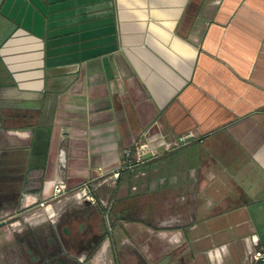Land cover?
Returning a JSON list of instances; mask_svg holds the SVG:
<instances>
[{
    "label": "crops",
    "instance_id": "1",
    "mask_svg": "<svg viewBox=\"0 0 264 264\" xmlns=\"http://www.w3.org/2000/svg\"><path fill=\"white\" fill-rule=\"evenodd\" d=\"M86 205L130 263L264 264V0H0V264Z\"/></svg>",
    "mask_w": 264,
    "mask_h": 264
},
{
    "label": "flooded vegetation",
    "instance_id": "2",
    "mask_svg": "<svg viewBox=\"0 0 264 264\" xmlns=\"http://www.w3.org/2000/svg\"><path fill=\"white\" fill-rule=\"evenodd\" d=\"M7 191L8 194L15 196L18 192L16 184H11ZM99 211L98 207L89 205L66 211L58 219L47 243L35 237L29 223L19 222L20 226L15 230V239L19 242L21 257L26 258V264H149L139 256L134 258L133 263L129 260L132 258H117L114 239L109 235L110 227L103 228L102 223H105V220L99 216ZM16 215H18L16 212L12 213L9 218ZM63 220L67 222L64 229ZM124 229L128 230L125 227ZM105 235L108 240L106 250L113 258H96ZM147 241V243L151 242V240ZM152 249L156 254L160 251L159 245ZM129 251L134 253L131 247ZM153 260L154 264H176L170 255Z\"/></svg>",
    "mask_w": 264,
    "mask_h": 264
},
{
    "label": "rangeland",
    "instance_id": "3",
    "mask_svg": "<svg viewBox=\"0 0 264 264\" xmlns=\"http://www.w3.org/2000/svg\"><path fill=\"white\" fill-rule=\"evenodd\" d=\"M128 172L130 174L132 178V180L130 179V184L128 185H132L134 184V188L135 191H137L138 193H136V195H140V192H143V190H145L147 184L144 183L143 181V171H142V164L140 163L139 165H136L135 163L131 162V165L128 167ZM128 174V175H129ZM146 185V186H145ZM82 190H85V194L82 193ZM66 191L65 187L63 190L59 191V192H52L51 195L49 196V198L47 199V202H50L51 200L55 199L56 197L60 196L62 193H64ZM77 191L80 192V197L86 198L87 195L89 194L90 190L88 189V187L85 184H81L79 186H77ZM157 196L159 195V193L156 194ZM158 204V203H157ZM32 216H34L33 214H30ZM140 215V213L135 212V216L136 218H139L138 216ZM172 217H175L174 215ZM112 216L109 215L108 219L111 220ZM151 232H149L150 234ZM157 233V234H156ZM142 235V234H141ZM162 235V234H161ZM159 233L157 231L151 233L150 235V239L151 240H155L157 242H159L160 238L158 237ZM178 237V232L173 230L171 232V234L168 236V239L170 240L171 243H175L176 242V238Z\"/></svg>",
    "mask_w": 264,
    "mask_h": 264
},
{
    "label": "built area",
    "instance_id": "4",
    "mask_svg": "<svg viewBox=\"0 0 264 264\" xmlns=\"http://www.w3.org/2000/svg\"><path fill=\"white\" fill-rule=\"evenodd\" d=\"M64 189V184L62 182H56L53 185L52 192H59ZM79 194L80 192L77 191ZM82 193L85 194V190H82ZM251 260H264V249L258 248L251 252L250 254Z\"/></svg>",
    "mask_w": 264,
    "mask_h": 264
}]
</instances>
